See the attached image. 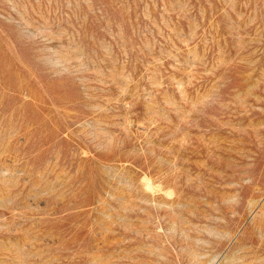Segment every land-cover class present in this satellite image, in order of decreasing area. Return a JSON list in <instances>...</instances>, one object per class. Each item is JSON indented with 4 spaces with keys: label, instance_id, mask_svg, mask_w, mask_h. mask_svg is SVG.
<instances>
[{
    "label": "rangeland",
    "instance_id": "obj_1",
    "mask_svg": "<svg viewBox=\"0 0 264 264\" xmlns=\"http://www.w3.org/2000/svg\"><path fill=\"white\" fill-rule=\"evenodd\" d=\"M0 264H264V0H0Z\"/></svg>",
    "mask_w": 264,
    "mask_h": 264
}]
</instances>
